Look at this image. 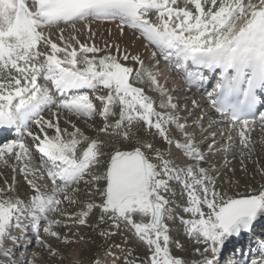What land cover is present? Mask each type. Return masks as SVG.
<instances>
[{
	"label": "snow or ice",
	"instance_id": "obj_1",
	"mask_svg": "<svg viewBox=\"0 0 264 264\" xmlns=\"http://www.w3.org/2000/svg\"><path fill=\"white\" fill-rule=\"evenodd\" d=\"M101 23L115 24L121 36L132 30L145 52L98 46ZM161 60L184 88L161 79ZM216 72L212 90L201 91L206 73ZM193 89L211 114L195 96L180 114L173 92ZM262 94L264 0H0V128L16 132L0 144V165L19 171L31 189L22 198L15 175L0 186V264H12L8 243L30 227L62 264L51 241L71 245L80 226L105 241L130 234L93 264H221L231 240L264 218V183L245 181L241 192V180L221 177L214 158L229 165L238 153L241 170L247 173L250 160L264 181L253 139L258 123L264 145ZM177 220L196 258L174 254L173 246L188 252L171 235L169 222ZM137 241L143 256L124 246ZM256 244L257 256L240 264H264V240ZM71 255V264H83ZM39 259L33 253L25 264Z\"/></svg>",
	"mask_w": 264,
	"mask_h": 264
},
{
	"label": "bare ground",
	"instance_id": "obj_2",
	"mask_svg": "<svg viewBox=\"0 0 264 264\" xmlns=\"http://www.w3.org/2000/svg\"><path fill=\"white\" fill-rule=\"evenodd\" d=\"M95 30L97 31V36H96V39H95V43L98 45V46H102L104 44L105 41H108L109 43H112V42H116L118 44H120V46L122 48H127L130 52H133V53H136V52H145V49L143 47L145 41H143L142 39H138L137 36H135L132 32V30H129V29H125V32L123 34V36L120 35L117 27L115 24L113 23H101L97 26H95ZM109 31L111 32V35H109ZM79 38L81 39V41L85 40L87 38V32H83L81 33V35L79 36ZM125 63H128V62H125ZM164 72L163 74H165V69H163ZM163 77H165L164 75H162L161 79L163 80ZM169 87V85H168ZM170 89L173 88L172 87H169ZM180 92V93H178ZM151 95H154L156 96L155 93H150ZM181 94V91H174L173 92V95L174 97L179 101V108L181 109L180 106H187V107H191V103H190V99H188V97H191V94H185V93H182V96L179 97L178 99V95ZM158 99V97H157ZM198 100V99H197ZM181 101V102H180ZM204 107V106H203ZM206 113H209L211 114V112H209L208 110L204 111ZM181 115H187L186 112H184L182 109H181V112H180ZM198 115L200 113H197ZM74 123L77 124L78 127H81L82 130L86 131V133L91 136V135H94V131H92V126L90 124H85L84 122H81V121H76L74 120L73 121ZM99 123V121H97V124ZM61 127H69V130L71 131V127L70 125H65L63 123V119H62V122H61ZM50 134H51V130H50ZM261 133L258 131L256 133V135L254 136V140L257 141V144H256V150H257V156L260 158V164L261 165H264V145H261V143H259V141L261 140ZM217 139H219V137H217ZM157 144L159 146H161L163 148V144L157 140ZM119 144V143H117ZM217 160L216 162L218 161L219 163L216 164V167L219 169V172H220V175L221 177H227V178H232V179H240V175H239V170L240 168H237L236 171H235V178H233L232 176L229 175V167H234L232 162L229 164V165H223L221 166V162H220V159H222V155H218L215 157ZM237 158H239L238 156V153H237V157L235 158V160H238ZM233 161V160H232ZM246 165H247V169L251 171V173L249 174V178H248V183L252 184L253 186H256L258 183H264V181L261 180V177L259 175H256L255 172L253 171L254 169V165L253 163L249 160V161H245ZM0 171L2 172V174L0 173V186H3L4 185V180L5 178L8 179V181L11 183V179H12V176L15 175L16 176V181H17V184H18V188H19V193L21 196H24L26 195L27 193H31V189L28 187V185L26 184V182L23 180V177L22 175L19 173V171H17L16 173H13L12 172V169L11 168H6V169H3L0 167ZM255 176V179H252V177ZM246 176L243 178V179H240L241 180V184H240V187H239V191H244V188H245V181H246ZM221 184H223V179H221L220 181ZM181 203V202H180ZM71 208V207H70ZM68 208L67 210L69 212L71 211H78L79 209H70ZM185 215V214H184ZM58 216V215H57ZM187 217V216H186ZM60 218V217H59ZM62 219V218H61ZM93 220H95V217H93ZM179 222V221H178ZM177 222V223H178ZM176 223V222H175ZM170 225V224H169ZM180 226V225H179ZM177 226V227H179ZM84 227L86 226H80L79 229H78V236H70L69 238L72 239L74 241V243H72L69 247L70 250H67L68 248L65 246L64 243H61L59 242V245L55 246L57 247V249H59L61 255L64 257L66 252L69 251L68 253L70 254H75V253H79V256L78 257H75V258H78V259H84L83 256L88 255V252H87V242H85L86 240V236L84 235ZM174 227V226H173ZM172 227V228H173ZM176 227V226H175ZM176 227L175 231L178 229ZM181 228V227H180ZM64 231H68L67 228H65ZM179 231V230H178ZM67 233V232H65ZM93 233V231H92ZM177 233V231H176ZM126 234V233H125ZM128 234V233H127ZM126 234V236H127ZM175 234V232H174ZM173 234V235H174ZM18 236V234H16ZM129 235V234H128ZM176 235V234H175ZM185 235V233H184ZM186 236V235H185ZM72 237V238H71ZM79 237H83V239H79ZM129 237V236H128ZM174 237V236H173ZM120 238V237H119ZM126 238V237H125ZM180 238V237H179ZM187 238V237H186ZM114 239V237H113ZM118 239V238H117ZM177 240V239H176ZM179 240V239H178ZM52 242V241H51ZM189 242V241H188ZM58 243V242H57ZM139 243V242H138ZM54 244V243H53ZM186 244V242H185ZM184 244V245H185ZM55 245V244H54ZM188 245V243H187ZM193 245V244H192ZM16 244H13L11 241H9L8 243V247L12 249L13 252H16L17 251V248H16ZM186 246V245H185ZM175 247V246H174ZM188 246H186L187 248ZM178 249V248H177ZM192 249V248H191ZM66 250V251H65ZM144 251V249H141ZM180 251V249H178ZM193 250V249H192ZM191 250V251H192ZM105 251V250H104ZM35 253H38L35 252ZM90 253V252H89ZM99 253V252H98ZM101 253V252H100ZM142 254H144L143 252H141ZM192 253V252H191ZM31 254V252L29 253V255ZM39 254V260L40 262H38V264H50V261L52 259H47L46 256L47 254L45 253L46 256H43V253L41 252L38 253ZM70 254V255H71ZM102 254V253H101ZM141 254V255H142ZM181 254V253H180ZM193 254V253H192ZM14 255H18V253L16 252V254ZM28 255V256H29ZM103 255L104 253L100 256V258H103ZM179 255V253H178ZM185 255V253H184ZM187 255V254H186ZM195 255V254H194ZM97 256V255H96ZM181 256V255H180ZM74 256L71 255L70 258H68V260L66 261V263H64V259H63V262L62 264H71L72 260H73ZM97 258V257H96ZM19 261V258L18 257H15L13 256L12 258V264H17V262ZM53 261V260H52ZM51 261V262H52ZM58 263L61 262L59 259H57ZM84 261V260H83ZM87 264H89V260H87ZM22 263V259L20 260V262H18V264H21ZM53 264V263H52Z\"/></svg>",
	"mask_w": 264,
	"mask_h": 264
},
{
	"label": "rangeland",
	"instance_id": "obj_3",
	"mask_svg": "<svg viewBox=\"0 0 264 264\" xmlns=\"http://www.w3.org/2000/svg\"><path fill=\"white\" fill-rule=\"evenodd\" d=\"M85 134H87L86 133V131H85ZM88 135H89V133H88ZM158 142V141H157ZM116 147L117 148H120L121 150H130L131 149V147H132V145H130V144H128V143H119V144H116ZM237 157V156H236ZM238 160H236L235 161V159H233V161H232V164H233V166L234 167H229L230 168V170H229V175L230 176H232L233 178H235L236 176H235V171H236V169L237 168H240V170H239V175H240V179H243L245 176L247 177L246 178V181H248V178H249V174L251 173V171L250 170H248L247 169V173H245V172H243L242 170H241V165H240V163H239V158H237ZM0 167L1 168H3V169H6V168H10V167H4L3 165H0ZM234 170V171H233ZM230 171H231V174H230ZM0 173L2 174V172L0 171ZM29 195H31V193H29ZM26 195H24V196H21L22 198H24ZM177 203L178 204H180V201H177ZM181 207H182V205H181ZM70 208V207H69ZM70 209H72V208H70ZM73 209H78V208H73ZM72 209V210H73ZM179 215H184V213H182V211L181 212H179L178 213ZM187 215L185 214V218H188V217H186ZM178 220L176 221V223H173V222H169V226H170V229H171V235L172 236H174V238L175 239H179L178 241L180 242V243H182V244H185V242H186V246H188L187 247V249H188V252L187 253H185V252H182L181 250L179 251L176 247H174L173 246V251H174V254H176V255H178V253H179V255L178 256H182V255H184V253H185V255L187 254H191L192 256H193V258H196V254L194 253V251L192 250L193 249V245H192V243H190V242H188V238H186L187 236H185L186 235V233H185V235H184V232L182 231V226L180 225V223L178 222ZM180 225V226H179ZM174 226V227H173ZM177 226H179V227H177L178 229L176 230L177 231V233H176V231H175V229H176V227ZM102 227H106V226H102ZM173 227V228H172ZM181 227V228H180ZM85 229H84V235L87 237L86 238V240H85V242H87L86 244H87V252H88V255L89 256H87V255H85V256H83L84 257V259H82V261H83V264H87L88 262H87V260H89L90 262H89V264H93V261H94V259H96V257L97 258H100V256L105 252L104 250L111 244V243H122L124 240H126V239H129V235L127 234V236H126V234H124V235H121V234H117L115 237H114V239L112 238L111 240H109V241H105V239L103 238V237H101L100 235H99V231L98 230H93V229H90V228H88V227H84ZM58 231H60L62 234H68V231H64L65 230V228H59V229H57ZM179 230V231H178ZM92 231H93V233H92ZM65 232H67V233H65ZM174 232H175V234H174ZM174 234V235H173ZM44 235V234H43ZM120 237V238H119ZM126 237V238H125ZM180 237V238H179ZM72 238V237H71ZM118 238V239H117ZM58 242V243H57ZM59 242L60 241H52V243H54L55 244V246H57V245H59ZM62 243V242H61ZM187 243H188V245H187ZM57 244V245H56ZM68 249L67 250H70V248L71 247H69L70 245H65ZM127 249H131L132 251H133V254L134 255H139V256H143L144 254H142L141 252H145V249L142 247V246H139V243H138V241L137 242H135V246L132 244V243H129V244H127V245H124ZM192 248V249H191ZM141 249H144V251L143 250H141ZM192 250V251H191ZM38 251V253H40L41 254V252L43 253V256H46L45 255V253L47 254V256H46V258L47 259H49V261H50V259H52V257L48 254V252H47V250L46 249H43V248H41V246L39 247V250L37 249V248H35V250H34V253L35 252H37ZM66 251V250H65ZM69 251H67L66 252V254H65V256H64V263H66V261L68 260V258H70L71 257V255L68 253ZM90 252V253H89ZM99 252V253H98ZM102 254H101V253ZM193 254H192V253ZM33 252L31 251V254H32ZM181 253V254H180ZM30 254V255H31ZM142 254V255H141ZM195 254V255H194ZM18 255H20V254H18ZM17 255V256H18ZM27 256L28 258L27 259H32V255L31 256ZM97 255V256H96ZM15 257H17L16 255H14ZM19 258V257H18ZM52 261V260H51ZM50 261V264H57L58 263V261H55V262H51ZM38 262H40V260L38 261ZM49 264V263H48ZM59 264H61V262H59Z\"/></svg>",
	"mask_w": 264,
	"mask_h": 264
}]
</instances>
